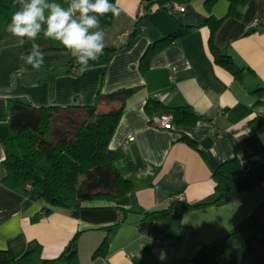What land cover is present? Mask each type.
<instances>
[{
	"label": "crops",
	"instance_id": "1",
	"mask_svg": "<svg viewBox=\"0 0 264 264\" xmlns=\"http://www.w3.org/2000/svg\"><path fill=\"white\" fill-rule=\"evenodd\" d=\"M151 1L158 0H115L119 15L112 14L109 25L100 22L105 49L115 52L76 73L68 69L73 57L52 39L53 49L43 51V68L32 69L22 57L33 41L25 38L17 47V38L0 26V125L10 121L9 99L34 109L82 114L96 99L101 112L115 108L118 100L111 94L132 90L108 144L114 169L131 188L111 199L81 200L76 216L68 210L43 216L32 194L4 187L0 143V249L13 258L40 248L42 259H55L77 236L78 264H192L196 247L206 250L220 242L264 204L263 180L230 202L199 205L214 199L212 173L223 161L237 158L244 175L264 171V96L254 93L264 87V26H252L255 18L264 20V0H250L230 14L228 0H190L182 10L152 5L139 19L142 31L126 47L139 7ZM50 2L67 8L69 0ZM209 17L223 19L214 43L243 70L240 80L213 61L205 24ZM184 27L195 28L141 62L149 45ZM149 101L157 105L148 112ZM184 106L198 117L194 124L174 121L169 130L151 125L153 118ZM23 111L18 106L14 113ZM94 173L110 182L114 170L100 167ZM84 185L90 193L97 189L88 181ZM176 196L199 206L172 211L169 204ZM105 239L106 249L95 254ZM154 239L162 242L154 245ZM215 264H264V233L234 235Z\"/></svg>",
	"mask_w": 264,
	"mask_h": 264
},
{
	"label": "trees",
	"instance_id": "2",
	"mask_svg": "<svg viewBox=\"0 0 264 264\" xmlns=\"http://www.w3.org/2000/svg\"><path fill=\"white\" fill-rule=\"evenodd\" d=\"M114 1L109 0V3L114 5ZM189 1H151L145 4L144 11L147 13L152 5H156L157 8L171 9L170 6L173 4L184 6ZM208 1L211 3L214 0ZM228 1L229 14L238 5L250 3V0ZM18 9L19 4L16 0H0V26H7ZM98 19L103 25H109L112 13L109 12ZM222 20L209 17L205 21L209 28L208 49L215 64L240 80L243 70L233 62L230 56L222 54L214 43L216 31ZM138 22L128 37L126 47L132 46L140 33ZM194 28L184 27L174 34L153 42L146 49L141 62L146 64L153 54ZM35 41L42 51L53 49L49 45V38L45 37L43 32ZM114 52L112 49H104L99 58L110 57ZM73 67L77 70L81 68L74 58L69 64V71ZM140 68H143V65L140 64ZM131 92V89H126L112 93L111 95L118 100L115 108L101 112L98 110L96 99L93 105L83 107L82 114L71 112L63 114L59 112L58 107L34 109L29 103L18 98L9 99L10 121L8 125H0V143L5 152L1 184L10 190H24L32 194L41 204L43 216L55 210H68L71 216H76L80 209V201L83 199H111L114 194L121 196L128 192L131 183L114 169L115 156L108 149V144L122 114L124 99ZM254 93L258 97L264 96V87L256 89ZM156 105V102L149 101L145 108L149 112ZM18 106L24 108V111L15 114L14 110ZM170 111L178 124L192 125L198 119L188 106L175 107ZM100 167L114 170L110 182H105L95 175L94 170ZM212 175L215 181V197L212 201L199 205L230 202L246 191L256 188L264 180V171L254 175H244L237 158L220 163ZM85 181L91 182L97 189L91 193L88 192V187L84 185ZM196 206L173 200L169 204V209L182 212ZM38 219L39 215L32 221ZM256 230L264 233V204L244 218L236 229L220 242L206 250H201L199 246V250L195 252L191 260L192 264H215L223 256L226 243L231 237L249 235ZM76 238L77 236H74L55 259H42L40 248L30 250L19 258H13L8 250L0 249V264H78ZM106 246L105 239L95 254L103 253Z\"/></svg>",
	"mask_w": 264,
	"mask_h": 264
},
{
	"label": "clouds",
	"instance_id": "3",
	"mask_svg": "<svg viewBox=\"0 0 264 264\" xmlns=\"http://www.w3.org/2000/svg\"><path fill=\"white\" fill-rule=\"evenodd\" d=\"M16 2L19 9L12 15L6 31L17 38V47L23 46L25 38L33 41L30 52L22 59L36 71L45 64V54L34 42L41 32L59 42L81 66V71L88 70L89 62L96 61L106 47L98 17L109 12L119 15L120 11L109 0H69L67 8L50 0Z\"/></svg>",
	"mask_w": 264,
	"mask_h": 264
},
{
	"label": "built area",
	"instance_id": "4",
	"mask_svg": "<svg viewBox=\"0 0 264 264\" xmlns=\"http://www.w3.org/2000/svg\"><path fill=\"white\" fill-rule=\"evenodd\" d=\"M171 9H176V10H182L183 8L179 5L173 4L172 6H170ZM145 14L144 8L142 6L139 7L138 12H137V16H136V22L139 21V19ZM258 25H263L264 26V20H260L255 18L252 21V26L253 27H257ZM139 30L142 31L143 26L139 25ZM71 71L73 73H76L78 70L77 68L73 67L71 69ZM158 98H161L160 95L157 96ZM151 125L158 128V129H166L169 130L171 128H173L174 126V117L172 114H164L160 117H155L151 120ZM27 188H29V186H27ZM181 196H176L174 198V200H180ZM162 241L160 239H154L153 240V244L154 245H159ZM199 246L195 248V252H197L199 250ZM105 264V263H103Z\"/></svg>",
	"mask_w": 264,
	"mask_h": 264
}]
</instances>
